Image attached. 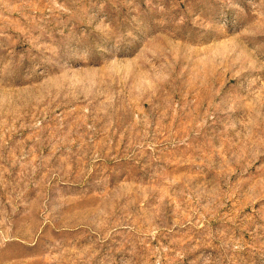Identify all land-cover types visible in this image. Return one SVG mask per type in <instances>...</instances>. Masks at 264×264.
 <instances>
[{"label": "rangeland", "instance_id": "rangeland-1", "mask_svg": "<svg viewBox=\"0 0 264 264\" xmlns=\"http://www.w3.org/2000/svg\"><path fill=\"white\" fill-rule=\"evenodd\" d=\"M0 264H264V0H0Z\"/></svg>", "mask_w": 264, "mask_h": 264}]
</instances>
